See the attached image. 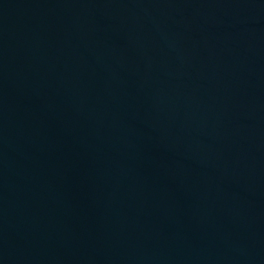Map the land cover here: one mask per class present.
Here are the masks:
<instances>
[{
	"label": "water",
	"instance_id": "95a60500",
	"mask_svg": "<svg viewBox=\"0 0 264 264\" xmlns=\"http://www.w3.org/2000/svg\"><path fill=\"white\" fill-rule=\"evenodd\" d=\"M0 264H264V0H0Z\"/></svg>",
	"mask_w": 264,
	"mask_h": 264
}]
</instances>
